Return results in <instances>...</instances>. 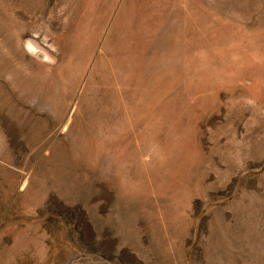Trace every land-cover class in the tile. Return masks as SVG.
<instances>
[{
	"label": "rangeland",
	"instance_id": "rangeland-1",
	"mask_svg": "<svg viewBox=\"0 0 264 264\" xmlns=\"http://www.w3.org/2000/svg\"><path fill=\"white\" fill-rule=\"evenodd\" d=\"M0 264H264V0H0Z\"/></svg>",
	"mask_w": 264,
	"mask_h": 264
}]
</instances>
